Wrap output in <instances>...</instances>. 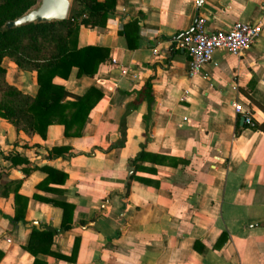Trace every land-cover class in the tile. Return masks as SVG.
I'll use <instances>...</instances> for the list:
<instances>
[{
  "label": "crops",
  "instance_id": "1",
  "mask_svg": "<svg viewBox=\"0 0 264 264\" xmlns=\"http://www.w3.org/2000/svg\"><path fill=\"white\" fill-rule=\"evenodd\" d=\"M199 15L210 30L264 23V0H115L104 26L78 31V46L108 50L97 74L72 66L53 78L72 93H102L82 133L52 123L45 137L28 135L0 117L1 182L19 179L27 197L23 220H13V192L0 195V264H264V131L234 110L240 102L264 120V28L240 54L217 49L190 73L178 40ZM2 63L9 83L36 92L34 71ZM147 80L149 113L138 98ZM53 146L70 149L55 155ZM8 153L25 160L11 165ZM43 165L65 171L63 183L46 181ZM128 165L138 177L127 180ZM52 199L74 205L69 228ZM33 227L58 229L48 251L24 248Z\"/></svg>",
  "mask_w": 264,
  "mask_h": 264
},
{
  "label": "trees",
  "instance_id": "2",
  "mask_svg": "<svg viewBox=\"0 0 264 264\" xmlns=\"http://www.w3.org/2000/svg\"><path fill=\"white\" fill-rule=\"evenodd\" d=\"M37 0H0V117L13 124L17 130L26 134L38 133L45 137L48 125L60 123L65 135H80L91 108L101 98L102 93L95 87H89L83 94L72 93L61 83L53 80L54 76L66 78L72 66L77 73L96 75L100 63L108 55V50L99 45L78 46V31L81 24L88 26H104L107 13L115 4V0H72V7L65 19L30 22L19 26L4 28V23L21 15ZM8 57L20 68L34 71L37 90L34 94L27 93L6 80V68L2 61ZM146 95L148 113L154 101V93L150 80H147L138 91V98ZM148 117V114L145 115ZM254 129L264 131V120L249 124ZM115 145L124 143L125 133ZM68 146H53L51 154L68 151ZM143 148L137 155L130 158L134 169L141 167ZM4 158L12 164L25 160L16 153H8ZM47 171L46 181L54 179L63 183L67 173L52 166H41ZM0 195L6 196L10 191L14 194L15 212L10 218L23 220L27 197L19 193V179L1 182ZM138 177L133 171L130 178ZM62 207L60 229L65 230L72 224L74 205L65 200L52 199ZM58 229L33 227L24 248L36 254L48 251L53 233ZM35 263V261H34Z\"/></svg>",
  "mask_w": 264,
  "mask_h": 264
},
{
  "label": "built area",
  "instance_id": "3",
  "mask_svg": "<svg viewBox=\"0 0 264 264\" xmlns=\"http://www.w3.org/2000/svg\"><path fill=\"white\" fill-rule=\"evenodd\" d=\"M204 16H197L193 29L183 35L178 41L188 55V71H198L204 63L213 61V54L217 49H223L231 54L238 55L244 49L252 46L264 23L234 20L226 29L210 30L206 26ZM156 51V49H154ZM234 110L241 113L243 121L253 124L250 111L240 102L234 103Z\"/></svg>",
  "mask_w": 264,
  "mask_h": 264
},
{
  "label": "water",
  "instance_id": "4",
  "mask_svg": "<svg viewBox=\"0 0 264 264\" xmlns=\"http://www.w3.org/2000/svg\"><path fill=\"white\" fill-rule=\"evenodd\" d=\"M200 2L201 0H198V4ZM36 3L21 15L7 20L3 27L7 29L30 22L65 19L69 13L71 0H37ZM187 33L188 31L185 34ZM240 121L243 122V117L240 118ZM128 170L129 174L127 175V180L130 177V172L132 171V167L130 165H128ZM126 190L127 188L124 187L121 194L124 195ZM108 198L109 196H107V199ZM107 204L108 201H106L103 206L105 207ZM32 223L37 225L34 221Z\"/></svg>",
  "mask_w": 264,
  "mask_h": 264
},
{
  "label": "rangeland",
  "instance_id": "5",
  "mask_svg": "<svg viewBox=\"0 0 264 264\" xmlns=\"http://www.w3.org/2000/svg\"><path fill=\"white\" fill-rule=\"evenodd\" d=\"M37 4V3H36Z\"/></svg>",
  "mask_w": 264,
  "mask_h": 264
}]
</instances>
